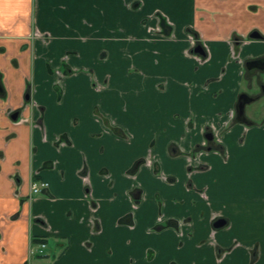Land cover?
Returning <instances> with one entry per match:
<instances>
[{
	"label": "crops",
	"instance_id": "crops-1",
	"mask_svg": "<svg viewBox=\"0 0 264 264\" xmlns=\"http://www.w3.org/2000/svg\"><path fill=\"white\" fill-rule=\"evenodd\" d=\"M151 1L0 0V264H264V112L257 119L246 110L264 99V70L247 74L244 67L264 60V0ZM123 5L137 14L129 27ZM108 7L117 14L107 15ZM157 13L172 26L170 36L160 32ZM187 29L207 43L206 61L189 55ZM234 37L245 42L231 62ZM125 46L135 58L131 67L156 71L122 79L129 85H121V94L99 101L92 88L98 78L74 66V56L79 49L102 52L113 63L112 54ZM161 62L178 66L162 69L164 78ZM101 72L103 91L118 84ZM241 95L256 99L245 104V121L234 116ZM128 96L146 103L124 108L120 118L116 112ZM16 111L30 122L14 124L9 114ZM96 111L131 134L130 141L104 129ZM207 128L221 137L224 151H202ZM60 135L71 144L56 149ZM125 141L129 153L122 155ZM153 157L174 182L140 169L136 180L146 199L129 230L121 221L131 211L134 180L125 173ZM197 162L208 169L189 174ZM34 181L48 188L28 201ZM160 214L162 224L190 221V232L180 237L173 225L149 232ZM218 219L226 225L213 231ZM38 237L48 240L44 255L28 257Z\"/></svg>",
	"mask_w": 264,
	"mask_h": 264
},
{
	"label": "flooded vegetation",
	"instance_id": "flooded-vegetation-1",
	"mask_svg": "<svg viewBox=\"0 0 264 264\" xmlns=\"http://www.w3.org/2000/svg\"><path fill=\"white\" fill-rule=\"evenodd\" d=\"M159 20V27H160V32H162L163 35L165 36H170L172 33V26L167 22V19L158 14L156 16ZM163 20V22L165 23V25L167 27H169V35H166L165 32L162 29V25H161V21ZM186 32L188 33V38H189V42L191 44V48L190 51L188 52L190 56H194V58H196L198 61L200 62H204L208 59V55H209V49H208V45L207 43L200 37V35H196L194 34L190 29H187ZM233 38V37H232ZM231 38V39H232ZM256 38V36L254 37ZM260 38V36H259ZM230 46H231V50H230V54L228 57L229 61H236L238 58V53L240 52V47L242 46V44L245 42L241 37H234V39L230 40ZM196 49L198 50V52H196ZM243 65V62L242 64ZM245 72L248 74L250 72H256L257 69L259 70H264V60H259L258 62H246L245 65ZM66 67H64V71H66ZM64 73V72H63ZM66 73H64L65 76ZM69 74V73H68ZM70 74H72V70H70ZM59 82V80H58ZM56 83V89H58V93L61 95V86L58 85L59 83ZM93 85H94V81H93ZM0 92H2V88L0 87ZM242 97H244V100H256L253 98H249L247 97V95H241ZM27 102H25V105L28 104V102L30 101V95L29 92L26 94L25 96ZM239 99V98H238ZM237 104V103H236ZM24 105V106H25ZM245 108V106H244ZM10 118L12 120V122L14 124H18V123H29L30 119L28 118H19V111H16L14 113H10ZM95 116L97 117V119L102 122V126L104 127V129L108 130V131H112V133H114L116 136L123 138V139H127V136L124 134V132H122V130L117 127L116 125H112L113 122H111V120L109 119V117L107 116H103L102 114H100L99 112L96 111ZM234 116L237 119V114H236V106H235V111H234ZM244 116H245V110H244ZM188 128H190V126L188 125ZM216 131H214V129L212 128H207L205 130V132L203 133V139L205 141L204 143V148H202L203 152L205 153H210L212 151L215 152H222L224 151V148L222 147L221 142H219V140L221 139V137L216 136ZM222 135V134H221ZM207 137H210V139H208ZM219 138V140H218ZM71 142L69 140V138L65 135H60L56 141L54 142V146L56 147V149H58L61 145H70ZM206 145V146H205ZM216 149H215V148ZM196 155L195 153L192 155V158H195ZM155 159V160H154ZM196 160V159H195ZM52 166V164L50 163V167ZM146 167L145 169L149 168L150 172L158 177V179L162 180L163 183H167V184H173L174 180L169 178V177H163L162 176V172L160 171V161L159 159H156L155 157H153V161L150 162L148 158H142V159H138L137 161L134 162V164L131 166V168L125 173L126 177L129 178L130 180H134L133 185L131 186V193L128 194V200L131 204V211L128 212L127 217L124 218L121 222L122 224L125 223L126 227L129 230H133L135 228V211L138 210L140 203H142L143 201H145V197L144 195V191L141 187L140 181L137 179L136 180V175L138 174V172L140 171L141 168ZM189 171L188 173H192L193 171H203L204 169H208V165L207 164H202V163H198L195 166H188ZM104 175V174H103ZM35 176V175H34ZM80 176L81 177H86L87 176V169L85 166L82 167L81 171H80ZM160 177V178H159ZM109 183L112 184V180H109ZM37 189V192L33 191V188ZM48 188V184L46 182L43 181H34L31 183L30 185V190H29V195L27 197L28 201H31L32 198L36 195H39L41 193H43L46 189ZM85 195L88 198L89 201V206L90 208L95 211L97 209V204L95 203V201H93L90 198V186L87 185L86 186V191H85ZM160 207L162 208L164 206V203L162 201L158 202ZM160 220L158 221V223H156V225L149 229V232H153L154 231H160L163 230L165 228H167L168 226L173 225L175 231L177 232V234L182 237L183 236V232L184 230H187L188 232H190V228L192 227L191 222L188 221L187 225H185L184 227H182L178 221H171V220H167L164 224L163 221H165L166 219H164L163 215L160 214L159 216ZM39 220V219H38ZM221 219H218L216 221L213 222L212 224V230L216 231L218 229L223 228L226 223L225 221H223L225 223V225H223V227L221 228H215L214 224L217 221H220ZM42 224V226H46V224H44V222L42 220H39ZM93 224V230L94 232H99L101 230L100 224L94 220L92 221ZM33 240V239H32ZM34 241V242H33ZM32 242H30L29 246H28V257H33V256H42L44 255V251L46 249L47 246V238L44 237H38V239L36 238L35 240H33ZM84 247H86V249H90V245L89 242L83 243ZM42 245H44L43 248ZM63 246V245H62ZM34 249L33 253H30V249ZM37 250V252H35ZM148 255V257H151L153 255V251H149L146 250L145 251ZM225 252L223 251L222 253L218 254V256H222L224 255Z\"/></svg>",
	"mask_w": 264,
	"mask_h": 264
},
{
	"label": "rangeland",
	"instance_id": "rangeland-1",
	"mask_svg": "<svg viewBox=\"0 0 264 264\" xmlns=\"http://www.w3.org/2000/svg\"><path fill=\"white\" fill-rule=\"evenodd\" d=\"M151 0H148V4L151 3ZM154 2V1H153ZM123 9L124 11L121 13V15L123 16V21L125 22V25L127 27L131 26L134 22V17L137 16V14L135 16L130 15L129 13H132V11L134 10H127V7L125 5H123ZM105 13L109 16H113L115 14H117V11L115 8H111L108 7L105 10ZM120 14V11L118 12ZM109 26H110V22H109ZM132 37L136 38V36L132 35ZM123 48V47H122ZM82 49H79L78 54H76L74 57V66L80 68L81 66H84V70L89 71L91 74H94L98 79L94 81V85L92 86L93 91H94V95L97 96L99 101L104 100L105 98H111V96H116L119 93L121 94L120 91L121 90V85L124 84H120V81H122V79H125V81H129L128 78H132L137 76V78L139 79V77L141 75H150V73H153L156 71V69H151L149 66L146 67H131L130 63L133 62V60L135 58H133V53L131 51V49H127V47H124V50H120L118 52H115V54L113 53L112 56L114 58H118V60H116L115 62H111L109 59L108 61L103 60L101 57L102 52H96V51H81ZM109 53V52H108ZM120 66V68H119ZM178 65L176 64H168V63H159L157 69L162 70V69H167V68H171V67H177ZM82 68V67H81ZM137 68V69H135ZM101 71H105L108 72L112 78V81L117 80L118 84L116 83H111L109 85V88L106 89L105 91L102 90L101 88V83L103 81H101V75L102 72ZM101 72V73H100ZM118 74V75H115ZM161 73L164 78H166L167 74L162 70ZM139 74H141L139 76ZM260 78L261 80L264 82V71L260 72ZM129 84H125L124 86H128ZM132 92H135L132 91ZM100 94H104V96H101ZM121 96V95H120ZM144 96L146 98H149V95L147 93V90L145 91ZM122 98V97H121ZM123 99V98H122ZM139 101L140 104H144V102L146 103L144 98L138 97V99L136 98H129V96L127 97V99L124 98V100L121 101V107L118 109V112H116V115H119V117L121 118L122 116V110L124 108H128L130 109L132 104ZM109 103V102H108ZM109 107V104H108ZM247 113H251V112H257L260 116L257 119L261 118V112H264V99L262 100V102L259 103H255L253 105H249L247 108ZM124 119V117H123ZM135 134V133H134ZM238 135V134H237ZM237 137L233 138L236 139ZM128 141H130L131 139V134H129V138H127ZM124 146H121L120 148L122 149H118L119 152L122 153V155H127L129 152L125 151V148H127V142H123ZM136 145V144H134ZM137 147V145L135 146ZM47 252V251H46ZM48 259V258H47ZM46 261V259H45ZM43 261V262H45Z\"/></svg>",
	"mask_w": 264,
	"mask_h": 264
},
{
	"label": "water",
	"instance_id": "water-1",
	"mask_svg": "<svg viewBox=\"0 0 264 264\" xmlns=\"http://www.w3.org/2000/svg\"><path fill=\"white\" fill-rule=\"evenodd\" d=\"M251 37H254V36H251ZM196 52H198L197 49H196ZM247 102H248V100H244V97H242V96L239 97L238 102L236 104V114H237L238 120L245 121L244 106ZM207 138L210 139V137H207ZM223 225H225V223L223 222V220H220L214 224V227L215 228H221V227H223Z\"/></svg>",
	"mask_w": 264,
	"mask_h": 264
},
{
	"label": "trees",
	"instance_id": "trees-1",
	"mask_svg": "<svg viewBox=\"0 0 264 264\" xmlns=\"http://www.w3.org/2000/svg\"><path fill=\"white\" fill-rule=\"evenodd\" d=\"M161 25H162V29H163V31L165 32V34L166 35H169V27H167L166 25H165V23L163 22V20L161 21ZM64 248H65V246H64Z\"/></svg>",
	"mask_w": 264,
	"mask_h": 264
},
{
	"label": "built area",
	"instance_id": "built-area-1",
	"mask_svg": "<svg viewBox=\"0 0 264 264\" xmlns=\"http://www.w3.org/2000/svg\"><path fill=\"white\" fill-rule=\"evenodd\" d=\"M33 191H34V192H37V189L34 187V188H33ZM43 247H44V245H42L41 248H43ZM33 250H34L33 248L30 249V253H33ZM35 252H37V250H36Z\"/></svg>",
	"mask_w": 264,
	"mask_h": 264
}]
</instances>
